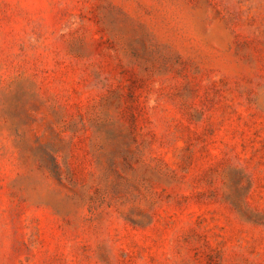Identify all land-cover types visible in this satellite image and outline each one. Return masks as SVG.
Segmentation results:
<instances>
[{
    "label": "rangeland",
    "instance_id": "374dc122",
    "mask_svg": "<svg viewBox=\"0 0 264 264\" xmlns=\"http://www.w3.org/2000/svg\"><path fill=\"white\" fill-rule=\"evenodd\" d=\"M0 264H264V0H0Z\"/></svg>",
    "mask_w": 264,
    "mask_h": 264
}]
</instances>
